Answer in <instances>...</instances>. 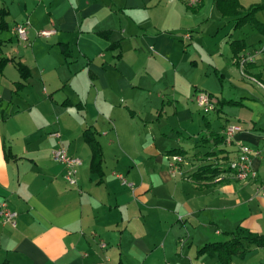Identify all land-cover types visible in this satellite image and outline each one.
<instances>
[{
	"label": "crops",
	"instance_id": "1",
	"mask_svg": "<svg viewBox=\"0 0 264 264\" xmlns=\"http://www.w3.org/2000/svg\"><path fill=\"white\" fill-rule=\"evenodd\" d=\"M181 2L193 12L204 7L207 17L237 18L223 16L216 0L194 7L184 0H0V201L18 212L15 226L0 218V264H194L205 255L201 264H221L200 251L264 235V91L248 79L264 82V33L252 23L234 24L213 47L221 44L220 54L208 49L217 62L231 58L211 75L219 79L216 90L175 72L172 89L158 91L147 82L149 63L165 56L171 64L158 37L172 41L171 30H184L193 39L185 22L196 14L186 16ZM239 3L243 12L264 6ZM254 18L264 25V7ZM25 22L21 37L16 28ZM42 30L56 33L42 37ZM239 40L245 46L235 55ZM242 56L253 59L245 76ZM198 93L210 95L214 107L198 106ZM229 124L242 128L230 144ZM88 130L102 150L96 171ZM53 132L82 161L76 186L53 158ZM239 144L256 152L254 177L238 179L229 169ZM176 155L181 162L172 160ZM208 165L212 170L195 179ZM229 264H264V246Z\"/></svg>",
	"mask_w": 264,
	"mask_h": 264
},
{
	"label": "rangeland",
	"instance_id": "2",
	"mask_svg": "<svg viewBox=\"0 0 264 264\" xmlns=\"http://www.w3.org/2000/svg\"><path fill=\"white\" fill-rule=\"evenodd\" d=\"M251 1H258V0H244V4L251 3ZM181 10L184 14H188L186 16H193L192 14H196V17H191V21H186L185 26H187L186 32L193 36V39L188 37H183L184 30L179 32H175L171 30L169 35L172 38V41H168L167 39H163L162 37H158L159 41V49L162 51L163 54H167L170 56L171 64L166 60L165 56L157 57V59H153L149 63V70L151 74L149 75V82L154 88L158 91L162 89H167L170 87L172 89V83L175 72L178 73L180 76L184 77L187 81H189L193 86L194 85H206L207 89H214L216 90L219 86V79H216L214 76L216 67H220L219 69L227 68L231 66V58L227 59V57H220L221 61L217 62L212 55L209 54L208 49H212V52H216V54H220L223 50L221 44L215 47L218 43H222V39L228 37V35L233 32L235 22L228 21V19L221 20V18L216 13L208 14L209 17L205 16V12L207 10L200 8L199 11L193 12L190 9H187L186 5L182 2L180 3ZM187 12V13H186ZM198 13V14H197ZM200 17H198V16ZM186 18V17H185ZM199 18V20H197ZM183 21V19L180 18ZM249 26V25H248ZM251 26V25H250ZM193 27V28H192ZM248 28V27H247ZM250 28V27H249ZM236 38L242 36L241 30L235 31ZM166 33V32H165ZM199 38V41L197 40ZM248 39V42L251 43L254 41ZM228 49H226L227 51ZM149 54L152 53L151 50H148ZM202 54V56H200ZM219 56V55H216ZM223 58V59H222ZM194 59L198 60L199 66L196 68L192 62ZM216 62L218 64H216ZM196 68V69H195ZM209 72L210 75L208 80L204 82H200V76L206 75V72ZM245 76L244 74H242ZM193 81H195L194 84ZM166 84L169 86L167 87ZM255 84V83H254ZM198 85V86H199ZM195 87V86H194ZM204 88V87H201ZM225 92L228 90V86L225 88ZM229 90H237L236 88H229ZM156 91V90H152ZM198 112V111H197ZM202 111H200L201 113ZM215 113H211L214 115ZM170 115V116H169ZM198 115V113H197ZM169 116V117H168ZM165 115V118L169 121V123L174 122V118L171 114ZM185 242V241H182ZM181 245V243H180ZM186 245L185 248H187ZM194 248H197V244H194ZM180 248V247H179ZM204 257H207L206 255ZM203 256L201 258L193 259L194 264H201L203 260L208 261V257L205 259ZM205 262V261H204Z\"/></svg>",
	"mask_w": 264,
	"mask_h": 264
},
{
	"label": "built area",
	"instance_id": "3",
	"mask_svg": "<svg viewBox=\"0 0 264 264\" xmlns=\"http://www.w3.org/2000/svg\"><path fill=\"white\" fill-rule=\"evenodd\" d=\"M188 6L194 7L201 4L202 0H184ZM30 23L25 22L17 26L16 30L21 37H24L27 33ZM56 33L55 30H42L39 32V36L48 37ZM264 53V42L258 50V53ZM250 56L240 57L239 63L242 68V73L245 75L243 68L249 62H252ZM248 79L255 83L259 88L264 91V82L258 80L255 77H248ZM195 101L198 106L204 108L206 111H209L214 107V102L210 95L206 93H198L196 95ZM242 131V128L238 124H229L224 131V138L226 143H232L236 134ZM52 136L59 139V146L52 151V155L55 161L61 163L65 169V180L70 186H76L78 184V172L79 168L82 165L80 158L72 156L69 154L66 146L60 141L61 134L60 132H53ZM256 152L248 145L239 144L238 155L235 159L229 162V168L233 172L234 176L238 179H246L249 177H254L256 171L252 167V159ZM172 160L174 162H181L182 158L180 156H173ZM175 166V164H173ZM120 179L126 182V179L119 175ZM18 217V212L11 209L8 203L5 200L0 201V218L3 223H9L13 226L16 225V219ZM105 243L101 244V247H105ZM99 264V263H96Z\"/></svg>",
	"mask_w": 264,
	"mask_h": 264
},
{
	"label": "trees",
	"instance_id": "4",
	"mask_svg": "<svg viewBox=\"0 0 264 264\" xmlns=\"http://www.w3.org/2000/svg\"><path fill=\"white\" fill-rule=\"evenodd\" d=\"M216 6L223 16L237 17L235 20L237 28L243 26L244 24L252 23L259 31L264 33V25L256 21L254 18L255 13L261 10L264 6H254L248 9L246 12L242 11L239 0H216ZM0 13L2 19H4L5 13ZM3 23L4 22H0V25ZM232 44L234 48L233 52L235 55H237L239 51H241L242 48L245 46V44L241 40L235 41ZM0 64L3 66L5 64V61H2ZM19 69L22 72L23 77L26 79L29 74L27 68L24 65H19ZM25 71L27 72L26 74H24ZM85 137L88 143L90 144L93 152L92 169L94 171L100 170L102 164L101 147L93 137V133L90 130L85 132ZM171 152L175 154L178 152V150H173ZM209 170H212L211 165L203 166L197 172H195L193 176L195 179H200L202 175ZM216 170L213 169V172ZM253 246H264V235L249 234L246 237L235 236L232 240L228 242H217L209 244L204 247L200 252H208L212 256H217L221 264H229L232 257L244 256L247 252L251 250V247Z\"/></svg>",
	"mask_w": 264,
	"mask_h": 264
}]
</instances>
